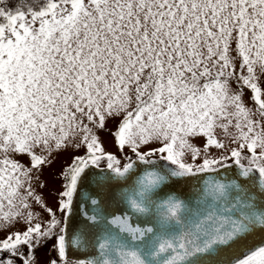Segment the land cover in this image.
<instances>
[{"label": "snow or ice", "instance_id": "6c2138e0", "mask_svg": "<svg viewBox=\"0 0 264 264\" xmlns=\"http://www.w3.org/2000/svg\"><path fill=\"white\" fill-rule=\"evenodd\" d=\"M0 221L26 216L32 168L53 152L85 146L62 173L58 219L46 229L30 225L0 240V252L17 255L55 236L57 260L71 264L69 250L89 244L98 252L79 264H264V0H0ZM235 85V87H233ZM251 92L254 108L243 100ZM118 120L111 135L138 161L167 166L147 171L130 209L155 219L151 226L127 216L107 219L100 201L91 224L106 221L94 243L87 232L69 233L81 182L103 187L124 178L121 166L96 134ZM204 138L203 148L193 143ZM210 158L208 149H226ZM158 148L141 151V146ZM200 163H188L184 157ZM46 154V155H45ZM27 155L31 167L16 157ZM106 160V168L100 161ZM237 166L234 179H207L196 205L149 193L173 180ZM247 161V164L242 163ZM89 169H96L88 176ZM23 189V191H22ZM37 202L39 197H34ZM0 264H13L0 260ZM23 264H35L34 255Z\"/></svg>", "mask_w": 264, "mask_h": 264}, {"label": "water", "instance_id": "95a60500", "mask_svg": "<svg viewBox=\"0 0 264 264\" xmlns=\"http://www.w3.org/2000/svg\"><path fill=\"white\" fill-rule=\"evenodd\" d=\"M152 160L156 161L155 166L144 164L138 161L137 158H133L131 161L135 162L134 168L126 177L115 178L103 187H97L94 183L90 184L87 180L81 182L77 193L74 194L70 214L64 220V226L67 231L69 233L87 232L89 239H91L93 243L94 238L101 233L106 221L91 224L87 222L82 215L84 212L92 215L96 210V206L91 204L90 197L101 202L99 207L107 219H111L113 216H127L129 222L133 225H139L141 227L151 226L147 224L146 221L155 219V210L153 209V214L149 216L137 214L130 209L126 197L134 194L138 188L139 179L147 171L159 170L160 167L167 166L168 164L167 161H162L159 158ZM225 164L231 165V167L222 168L218 173L203 172L183 179L173 180L167 185L153 189V191L149 193V196L157 203L167 199L169 196H173L194 207L196 201L202 196L205 180L217 178L227 181L235 178L237 166H235L234 162ZM94 171H96V169H89L87 175L91 176ZM262 238L264 237L258 234L255 240L258 242ZM97 254V250L89 244L79 250L75 248L69 250L68 257L78 261H87L93 259Z\"/></svg>", "mask_w": 264, "mask_h": 264}, {"label": "rangeland", "instance_id": "374dc122", "mask_svg": "<svg viewBox=\"0 0 264 264\" xmlns=\"http://www.w3.org/2000/svg\"><path fill=\"white\" fill-rule=\"evenodd\" d=\"M235 87V85H233ZM251 92L248 89H244L243 100L247 107L254 108V102L251 99ZM118 124V120H110L107 123V127L104 130L97 131V135L100 138V142L105 152L111 153L116 156L118 160L121 161V166L126 164L129 160L136 158L135 154L131 151V149L125 147L123 150H120L118 145L115 142L114 137L111 135V132H114L116 126ZM198 147L203 148L205 144L204 138H198L193 141ZM226 149H216L215 147H210L208 151V155L210 158H220L222 155H227L232 147H236V145L231 144L229 141H225ZM160 145L158 143L149 144L146 146H141V151H148L152 148H158ZM87 149L85 146H81L76 148L74 145H70L66 149L53 152L49 157L48 162L42 164L38 168H32L30 180L25 184L27 188L30 184V190L33 193L32 197H28L27 203L29 207L24 209L25 216L31 212L32 219L29 224L28 221L24 218V216L18 217L13 220L11 223H5L0 221V234L4 231H25L29 225H32L33 222L39 221L45 218L44 208L48 205L54 204L53 192H56L59 185H61V176L64 172V167L70 165L77 156H84ZM46 155V154H45ZM159 153L153 155L151 159L159 158ZM25 167H31L30 158L27 155L16 157ZM185 161L188 163H200V159L193 161L191 159L190 153H186L184 157ZM233 160L225 161V163H233ZM242 163L247 164V161H242ZM107 161L101 160L100 166L106 167ZM23 191V189H22ZM34 197H39L40 201L37 202ZM52 206V205H51Z\"/></svg>", "mask_w": 264, "mask_h": 264}, {"label": "flooded vegetation", "instance_id": "af4514ba", "mask_svg": "<svg viewBox=\"0 0 264 264\" xmlns=\"http://www.w3.org/2000/svg\"><path fill=\"white\" fill-rule=\"evenodd\" d=\"M60 182H61V185L58 186L56 192L51 193L53 194L54 204H51L52 206L48 205L44 208V211H45L44 213L46 217L39 221L33 222L32 225L40 224L42 230L47 228L49 221L52 219V216L47 211V209H51L52 212L56 213V217L58 219H60L63 216V214L59 211V202L61 199L60 193L64 190V184L66 183L63 175L61 176ZM14 232H20V231H4L2 234H0V240L5 239L7 235L14 233ZM37 239L39 243L32 249H29L27 245H23V244L19 245L16 250L17 255H12L7 250L0 252V260L10 259L13 261V264H23V257L28 256L30 254L34 255L35 264H50L52 260H57L58 259L57 252L54 249V245L56 244L55 236L51 238L37 237ZM68 260L71 262V264H79L80 262L78 260H75L69 257H68Z\"/></svg>", "mask_w": 264, "mask_h": 264}, {"label": "trees", "instance_id": "16d2710c", "mask_svg": "<svg viewBox=\"0 0 264 264\" xmlns=\"http://www.w3.org/2000/svg\"><path fill=\"white\" fill-rule=\"evenodd\" d=\"M18 2H19V0H7V6L9 7V8H11V9H15L16 7H17V5H18ZM0 6H4L3 4H0ZM69 166V165H68ZM67 166V167H68ZM67 167H64V170L67 168ZM65 182H67L66 180H65Z\"/></svg>", "mask_w": 264, "mask_h": 264}]
</instances>
